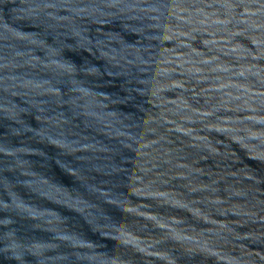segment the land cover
<instances>
[{"label":"water","instance_id":"1","mask_svg":"<svg viewBox=\"0 0 264 264\" xmlns=\"http://www.w3.org/2000/svg\"><path fill=\"white\" fill-rule=\"evenodd\" d=\"M0 264H264V0H0Z\"/></svg>","mask_w":264,"mask_h":264}]
</instances>
